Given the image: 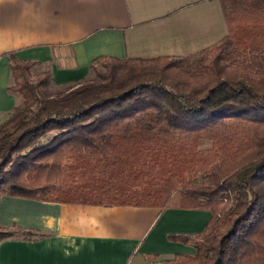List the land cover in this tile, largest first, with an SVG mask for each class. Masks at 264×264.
Segmentation results:
<instances>
[{
	"label": "trees",
	"instance_id": "obj_1",
	"mask_svg": "<svg viewBox=\"0 0 264 264\" xmlns=\"http://www.w3.org/2000/svg\"><path fill=\"white\" fill-rule=\"evenodd\" d=\"M219 3L215 44L101 55L72 85L10 55L20 101L0 121V197L207 209L201 233L170 236L195 253L163 264H264V0ZM20 236L32 234L0 227Z\"/></svg>",
	"mask_w": 264,
	"mask_h": 264
},
{
	"label": "crops",
	"instance_id": "obj_2",
	"mask_svg": "<svg viewBox=\"0 0 264 264\" xmlns=\"http://www.w3.org/2000/svg\"><path fill=\"white\" fill-rule=\"evenodd\" d=\"M227 33L219 0H0V121L20 101L9 56L36 61L57 86L90 74L98 56L187 55ZM207 209L95 206L1 196L0 264H163L195 249Z\"/></svg>",
	"mask_w": 264,
	"mask_h": 264
},
{
	"label": "rangeland",
	"instance_id": "obj_3",
	"mask_svg": "<svg viewBox=\"0 0 264 264\" xmlns=\"http://www.w3.org/2000/svg\"><path fill=\"white\" fill-rule=\"evenodd\" d=\"M38 70V68L36 67V68H33V73H36V71ZM95 75H94V73H90L89 74V77L91 78V77H94ZM58 88H62V87H53L52 89H58ZM19 97V96H18ZM19 99H20V97H19ZM205 145V144H204Z\"/></svg>",
	"mask_w": 264,
	"mask_h": 264
}]
</instances>
